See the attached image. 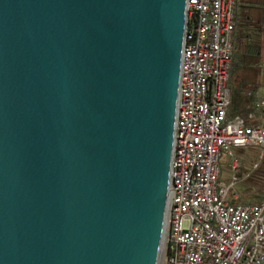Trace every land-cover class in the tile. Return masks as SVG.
<instances>
[{"label":"water","instance_id":"obj_1","mask_svg":"<svg viewBox=\"0 0 264 264\" xmlns=\"http://www.w3.org/2000/svg\"><path fill=\"white\" fill-rule=\"evenodd\" d=\"M187 0H0V264H159Z\"/></svg>","mask_w":264,"mask_h":264},{"label":"built area","instance_id":"obj_2","mask_svg":"<svg viewBox=\"0 0 264 264\" xmlns=\"http://www.w3.org/2000/svg\"><path fill=\"white\" fill-rule=\"evenodd\" d=\"M237 0H187L163 256L166 264H264V198L232 203L233 147L264 153V126L227 117ZM255 107L264 110V92ZM232 175L220 179V160Z\"/></svg>","mask_w":264,"mask_h":264},{"label":"trees","instance_id":"obj_3","mask_svg":"<svg viewBox=\"0 0 264 264\" xmlns=\"http://www.w3.org/2000/svg\"><path fill=\"white\" fill-rule=\"evenodd\" d=\"M233 36V61L230 78L234 76L237 81L234 84H229L231 101L227 112L228 118L238 115L241 112V106L249 107L248 110L257 108L255 103L259 83H255L245 75L237 76V74L251 65L249 64L250 60L257 59L261 54L264 42V24L261 21V15L257 17L244 13L239 15L236 9Z\"/></svg>","mask_w":264,"mask_h":264},{"label":"crops","instance_id":"obj_4","mask_svg":"<svg viewBox=\"0 0 264 264\" xmlns=\"http://www.w3.org/2000/svg\"><path fill=\"white\" fill-rule=\"evenodd\" d=\"M236 7H237V11L239 12V15L241 14H249L252 16H259L261 15V21L264 24V0H237L236 3ZM262 51L261 54L258 56L257 59H252L249 61V64H260L263 63L264 65V42L262 44L261 47ZM249 67V66H248ZM239 73V72H238ZM240 75H245L244 74H240ZM237 74V76H240ZM246 76V75H245ZM247 77V76H246ZM250 78V77H248ZM251 79V78H250ZM237 79L236 77L233 76V78H230V85L236 83ZM254 81V80H252ZM255 83L257 81H254ZM258 90L256 92H264V89L261 87V85H258ZM249 107L247 106H241V112L238 114L247 124L250 125H257L259 124L260 120V116L258 114V112H260V110H258L257 108L254 110H248ZM246 150H245V149ZM234 152L239 156V160H246L248 162H252L254 160V156L255 154L261 153V149H259L258 147L255 146H247V147H233ZM256 150H258L259 152H256ZM261 151V152H260ZM264 154V153H263ZM264 156V155H263ZM229 158L226 155H223L221 157L220 160V165H221V173L219 176V179L225 183L228 184L231 181V175H232V170H231V166L229 165ZM262 162H264V158L262 157L261 159ZM239 177V174H238ZM240 179V178H239ZM237 193V192H236ZM247 200V199H246ZM231 202L232 203H250L251 201H245L240 193L235 194L232 198H231Z\"/></svg>","mask_w":264,"mask_h":264},{"label":"rangeland","instance_id":"obj_5","mask_svg":"<svg viewBox=\"0 0 264 264\" xmlns=\"http://www.w3.org/2000/svg\"><path fill=\"white\" fill-rule=\"evenodd\" d=\"M244 73L247 77H250L251 80L257 81L264 89L263 63H253L249 67L244 68V70L239 71L238 75ZM258 114L259 116L261 115L260 120H258L259 125L262 124L264 126V110L261 109ZM256 152L259 151L256 150ZM263 155L264 154L262 152L255 154L254 160L252 162H248L246 160L239 161L241 167L238 172V179H240L236 183L234 189L237 193L241 194L242 198L246 202L248 200L251 202H256L264 198V162L261 161L262 157L264 158ZM159 264H166L163 255Z\"/></svg>","mask_w":264,"mask_h":264}]
</instances>
